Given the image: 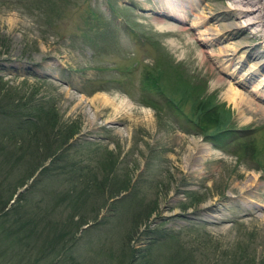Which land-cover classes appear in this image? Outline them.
<instances>
[{
    "label": "rangeland",
    "instance_id": "374dc122",
    "mask_svg": "<svg viewBox=\"0 0 264 264\" xmlns=\"http://www.w3.org/2000/svg\"><path fill=\"white\" fill-rule=\"evenodd\" d=\"M157 1L0 0V89L31 97L43 116L37 127L48 112L58 128L79 127L61 149L59 133H36L29 122L14 136L0 133L2 208L11 223L30 220L21 231L29 247L13 240L23 234L0 238L7 263L20 255V264H264V120L241 124L224 88L214 87L230 73L220 72L218 44L191 29L197 14L225 16L229 3L203 0L182 26L155 22L165 4ZM236 37L221 45L240 43L244 51L260 42L251 52L262 58L247 59L234 81L264 62L263 40ZM189 88L222 107L217 113L231 117L233 133L217 142L204 137L189 113L192 100L180 103ZM95 95H117L132 111L94 108ZM40 140L56 162L43 157ZM192 140L201 151L185 163ZM42 168L49 170L39 175Z\"/></svg>",
    "mask_w": 264,
    "mask_h": 264
},
{
    "label": "bare ground",
    "instance_id": "6f19581e",
    "mask_svg": "<svg viewBox=\"0 0 264 264\" xmlns=\"http://www.w3.org/2000/svg\"><path fill=\"white\" fill-rule=\"evenodd\" d=\"M225 1L229 3V6L225 9V16H223L222 13L213 12L210 17H206V15H204L205 12L197 14L198 9L202 6L201 3H204L203 0H172L173 4L168 0H163V3H165L164 5L159 3L161 0H158L157 3H159L160 8L158 17H160V19H155L154 21L162 24L160 22H164V19L167 18L169 20L183 22L182 26H184V22L191 20L197 14L198 19L192 23V31L194 29L197 31L196 35L203 36V43L208 44L214 42L218 44L217 53L219 55L218 67L220 68V72L223 73L225 70H230V73L223 74V76H228V79L224 78L222 74L219 75L214 87L224 88V99L237 109L238 115L242 118L241 124L247 125L251 121L264 120V62L259 67L255 65L250 66V69H252L251 72L247 75L245 73L241 75L238 81H234V77L241 74L240 72L243 69V64L247 59H250L249 62L253 63L254 60L262 58L258 56L255 57L251 52V50L259 47L260 42H258L255 47L244 51L243 49L245 47L240 43L235 44L234 42L231 46L221 44L226 38L229 40V38L232 39L234 37L236 41V36L246 32L252 34V39L256 41L259 39V41L263 40L264 42V0ZM224 22L226 23L223 24ZM170 29L171 27L167 26L166 28L160 27L159 30L170 31ZM184 30L186 31V29ZM230 41L232 40H229V42ZM262 51L264 55V50ZM201 53L204 62L206 59L204 55L207 54V52L202 51ZM258 73L262 74L261 80L259 82L253 81ZM250 84L251 87H249ZM83 97L80 96V99L82 98L81 100H83ZM115 99L117 101L119 100V103L116 104ZM88 101L89 104L94 105V108L97 104L100 105L102 103L111 106V108L113 106L114 111L119 109H125L127 112L132 111V103L120 97L118 98L117 95H113L112 98L105 95H95L92 96L91 99H88ZM98 108L99 107H97V109ZM197 144L198 141L192 140L191 147H188L189 151L185 156V163L189 161L190 157L194 155L198 156L200 153L201 147L197 146ZM203 153H201V155ZM210 154L208 155L210 156Z\"/></svg>",
    "mask_w": 264,
    "mask_h": 264
},
{
    "label": "trees",
    "instance_id": "16d2710c",
    "mask_svg": "<svg viewBox=\"0 0 264 264\" xmlns=\"http://www.w3.org/2000/svg\"><path fill=\"white\" fill-rule=\"evenodd\" d=\"M199 87V86H198ZM196 88V87H193ZM200 89V88H199ZM192 93V89H187L185 93H183V100H181V104L184 101H187L189 99L192 100V105L191 107L193 108L192 112L190 113V116L195 118L196 122H194L199 128H201L202 130V134L204 135L205 138L210 139L212 142H217L218 137L227 133L232 132V128H228L226 127V125L228 124L229 120L231 119L230 116H225L227 117L226 119H222L221 118V113L218 112L217 110L222 109V107L220 105H216L213 104L212 101H207V103H205L204 101L200 100L199 96L197 97L196 95H193ZM197 94V93H196ZM196 96V97H195ZM31 97H17L15 98L13 96L12 93L8 92L5 88L4 90L0 89V118H3L5 121V123H1L0 125H3V129L0 130V133H2L4 136H14L15 132L18 131H22L23 127H26V125L29 123H31V125H33L35 127L36 130H34L36 133L37 131H39V129L41 128H45V129H49V132L52 131V135L56 134L53 131H56L57 133H59L60 135L56 136V138L61 137L55 139V147L57 148H62L64 146L65 143H67L71 138H73L74 136L77 135L78 131H79V127H75L74 124H71L67 127H60L58 128L57 123L55 124V121H52V112H48L47 114H44L47 116L46 119H44L43 125L40 127H37V125L39 124L40 119L43 117L41 115V113L38 111L39 109L36 107V105L32 104V100L30 99ZM38 109V110H37ZM38 111V112H37ZM215 112L217 120L215 121V123L213 125H211L210 123L207 122L208 116H212L211 114ZM221 112H225L224 109L223 111L221 110ZM227 113V112H226ZM220 115V116H219ZM227 115V114H225ZM45 116V117H46ZM13 122H17L13 125H10L9 123H13ZM5 126V127H4ZM45 129H42V131H45ZM233 133V132H232ZM36 135V134H35ZM13 138V137H11ZM36 145L38 147V149L40 147H42V154L43 157L46 159H51L50 164L53 162V160L55 161L56 159H54V154L53 153L54 150H51L50 146H48V144L46 142H43L42 140L39 141H35ZM63 144V145H62ZM246 150H252L251 154H253L254 151V146L253 144H248L246 143L245 145H242ZM21 148H18L16 150L17 153H19L21 150ZM55 149V150H56ZM24 152V151H21ZM28 155V154H27ZM60 157V156H59ZM59 157L57 158V161L59 160ZM9 158L12 159V161L14 162V164H18L20 163V161L22 162V158L20 157H16L15 155H11V153L9 154ZM56 162V161H55ZM41 166L39 165L37 168H40ZM49 169L48 168H42L41 171L39 172V175H41L42 173L47 172ZM32 175V172H31ZM31 175H29L27 177V180L31 178ZM25 182L18 184L15 186L16 187H21L22 185H24ZM14 187V186H13ZM15 188H12L13 190ZM15 194V193H14ZM11 194V195H14ZM2 197V196H0ZM1 200V199H0ZM10 200V199H9ZM0 238L4 239L5 241H8L9 238H12L13 236H19V234H21L22 228L24 225L26 224H30V220L29 221H25V219H20V218H14L12 219V223L9 221V216H11V211H6L3 210L5 202L4 201H0ZM13 225H15V227L11 228ZM23 234V235H22ZM22 237H17L18 239L14 240L15 243L20 244L21 246L24 244V241L27 242L25 244V246L29 247L31 243V241H27L26 236H24L25 233L22 232ZM32 235V234H31ZM29 235V236H31ZM27 236V237H29ZM34 243V242H32ZM44 246H40L42 247L40 252H42V256H45V245L48 244L47 241H44L42 243ZM5 250H7V248H5ZM47 253V252H46ZM40 257V258H41ZM5 256H0V264H10L7 263L4 260ZM24 258V256H20L19 255V259L18 261L14 262L13 264H20L21 259ZM37 259L35 258V261ZM39 260V259H38Z\"/></svg>",
    "mask_w": 264,
    "mask_h": 264
}]
</instances>
